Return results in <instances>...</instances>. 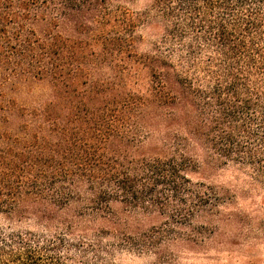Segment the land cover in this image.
Returning a JSON list of instances; mask_svg holds the SVG:
<instances>
[{
    "label": "trees",
    "instance_id": "trees-1",
    "mask_svg": "<svg viewBox=\"0 0 264 264\" xmlns=\"http://www.w3.org/2000/svg\"><path fill=\"white\" fill-rule=\"evenodd\" d=\"M222 165L264 189V0H0V264L194 242Z\"/></svg>",
    "mask_w": 264,
    "mask_h": 264
},
{
    "label": "rangeland",
    "instance_id": "rangeland-1",
    "mask_svg": "<svg viewBox=\"0 0 264 264\" xmlns=\"http://www.w3.org/2000/svg\"><path fill=\"white\" fill-rule=\"evenodd\" d=\"M146 2L128 0V6L140 9ZM141 33V49L145 50L153 34L149 30ZM33 90L40 91L37 85ZM192 176L213 185L224 197L212 220L197 218L193 222L199 232L197 240L167 243L157 251L131 250L105 231L91 229L73 236L72 264H264V189L251 183L248 173L234 165L204 168ZM140 222L150 228L160 219L152 215ZM32 224L19 223L23 228Z\"/></svg>",
    "mask_w": 264,
    "mask_h": 264
}]
</instances>
